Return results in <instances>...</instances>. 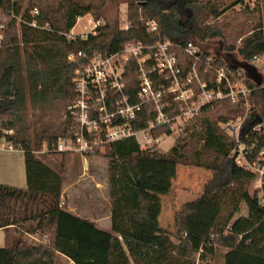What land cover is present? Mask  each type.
<instances>
[{
    "label": "trees",
    "instance_id": "1",
    "mask_svg": "<svg viewBox=\"0 0 264 264\" xmlns=\"http://www.w3.org/2000/svg\"><path fill=\"white\" fill-rule=\"evenodd\" d=\"M144 1L147 3L143 4ZM261 1L259 6H254L255 10L245 7L249 15L260 14L259 24L236 47L227 42L224 26L210 21L222 17L238 0L230 6L225 0H134L129 3L128 29L115 19L98 25L96 34L75 39H68L67 34L69 11L79 5L76 0H29L23 11L20 0H0L5 11L13 9L16 15L21 14L19 32L13 20L7 26L0 49V140L24 152L27 180L26 188L0 183V229L13 227L20 234L0 247V264H57L62 255L75 264H211L220 247L227 249L224 264H264V205L248 189L241 197L247 214L232 216L220 230L205 232L193 225L197 207L242 180L234 157L237 143L219 124L228 122L229 117L222 116L219 122L212 118L218 106L202 108L184 125V131L190 130L194 123L200 127L201 147L192 155L189 147L194 138L184 134L175 137L174 145L166 153L157 151V144L142 149L133 137L108 142L103 151L96 149L88 153L108 159L110 230L101 229L60 205L73 152H54L51 147L59 138L73 136L71 120L62 119L59 114L44 120L43 115L32 134L26 123L28 101L43 111L61 101L65 111L75 99L72 76L76 64L68 60L69 52L94 48L117 50L128 42L150 45L164 39L180 45L195 41L206 58L214 51L209 41L219 38L226 46L223 52L217 51V66L229 64L234 72L242 67L252 71L255 80L243 74H234V80L244 79L252 88L254 113L264 117V66L261 65L264 63V0ZM34 9L39 10L35 19L41 26L48 24V28L29 24ZM151 19L158 24L157 32H148L144 26ZM235 51L239 57L231 59ZM177 52L184 61H189L182 49ZM200 70L203 79H213L215 72L204 71L203 65ZM124 79L127 85L135 87V64L127 66ZM148 118L136 127L145 126ZM11 129L13 132L8 133ZM152 132L155 138L173 134L170 124L158 126ZM245 143L250 149L246 158L253 162L264 146V137L251 135ZM44 146L48 149L46 153L60 156L56 166H50L35 154ZM142 158L194 165L212 173L201 199L176 212L175 232L139 213ZM25 222L28 224L21 230ZM23 233L38 235L40 239L31 242Z\"/></svg>",
    "mask_w": 264,
    "mask_h": 264
},
{
    "label": "built area",
    "instance_id": "2",
    "mask_svg": "<svg viewBox=\"0 0 264 264\" xmlns=\"http://www.w3.org/2000/svg\"><path fill=\"white\" fill-rule=\"evenodd\" d=\"M32 15L33 20L29 23L32 27L48 28V24L41 26L35 19L39 15L38 9H34ZM144 23L148 32L159 30L155 20ZM100 24L101 20L95 21L90 31L80 37L96 34ZM123 28L128 29L129 23ZM76 37L71 30L67 34L68 39ZM2 40L0 35V49ZM177 49H182L189 61H184ZM216 55L213 53L204 58L202 47L195 41L180 45L168 39L150 45L141 41L128 42L117 50L94 48L69 52L68 60L76 64L72 76L76 97L66 107L64 118L71 120L73 136L59 138L51 151L77 152L83 156L103 148L108 142L130 137L146 149L160 141L161 138H155L152 132L158 126L170 124L173 132L176 128L182 131L186 122L204 107L239 109L240 114L222 123L221 127L237 143L234 157L240 156L254 168L256 178L252 193L264 205V146L256 160L249 162L246 155L250 149L245 143L251 135L264 137V117L254 113L250 99L252 88L244 79L234 80V74L245 75L244 69L234 72L229 64L217 66ZM132 64L137 70L135 87L127 85L124 79L127 66ZM200 65L204 71L215 72L213 79H203ZM257 116L261 120L242 133L244 126ZM145 117H149L146 125L137 128ZM8 147L13 148L11 144ZM47 151L46 147V150L36 152Z\"/></svg>",
    "mask_w": 264,
    "mask_h": 264
},
{
    "label": "rangeland",
    "instance_id": "3",
    "mask_svg": "<svg viewBox=\"0 0 264 264\" xmlns=\"http://www.w3.org/2000/svg\"><path fill=\"white\" fill-rule=\"evenodd\" d=\"M20 1L23 2V11L28 6L29 0ZM76 1L79 5L69 11V24L71 32L73 31L77 36H81L90 31L97 18L102 21V24L115 19L119 20L122 27L126 23L128 24L129 3L134 0ZM233 1L235 0H225V3L227 6H230L233 4ZM261 2V0H238V3L233 8L229 7V10L222 17L210 22H217L221 26H224V31L228 35L227 42H232L238 47L241 39L253 32L252 29L255 24H259L258 18L260 14L249 15L245 12V7L249 6L250 10H255L254 6H259ZM20 18L21 14L16 15L13 9L5 11L0 7V35L3 36V39L7 26L13 20H16L17 31L19 32ZM209 42L213 48L212 50H214L213 53L217 54L218 50L220 52L224 51L226 45L219 38ZM238 57L236 51L230 55L231 59ZM260 62L263 61L261 60ZM261 65L264 66V63H261ZM27 106L26 123L30 134L39 126L37 120L43 117V115L44 120L56 117L57 114L62 119L64 118V105L61 101H56L51 107H47L45 111L34 108L29 101L27 102ZM239 111V109L219 107L213 111L212 118L217 122H219L222 116L235 119L240 114ZM219 124L221 126L222 122H219ZM180 134L194 138L189 147L190 155L194 154L195 150L200 149L202 141L201 131L199 125H195L194 123L188 131H184V129L180 131L176 128L172 135L161 138L157 143V151L162 153L168 152L174 145L175 137ZM1 140L0 182L18 186V178H22L23 174L25 175L24 153L18 151V149L9 148L8 145L10 143L3 139ZM42 150H46V146ZM103 150L104 148H101L100 151ZM35 154L52 167L56 166L60 161V156L57 154L37 153L36 151ZM236 160L242 180L233 187H227L212 200L197 207L195 217L192 219L193 225L197 228L205 232L220 230L223 224L231 219L232 216V218H235L238 215L247 214V207L241 200V197L245 189H248L252 193L256 173L254 168L248 166L240 156ZM140 173L143 192L147 194L149 190L152 194H156V198H158L156 208H151L152 212L154 209L157 211L153 216V220L170 232H175L176 212L182 211L186 204L201 199L204 194L205 185L212 176L210 170L202 167L150 160L147 158H142L140 161ZM65 178L66 183L60 201V205L62 202V207L68 210H71L72 207L86 214L94 211L97 204L103 205L107 200L110 203L108 159L101 154L90 153L82 156L80 153H73L70 169ZM27 224L25 222L21 226V230H25ZM5 232L9 234L14 233L13 238L20 235L18 229H7ZM1 236L2 232L0 231ZM25 236L31 242H38L40 239L35 234H26ZM9 242H12V240ZM226 250L223 247L218 248L217 255L211 264H224L223 254ZM57 264H66V262L62 257H59Z\"/></svg>",
    "mask_w": 264,
    "mask_h": 264
},
{
    "label": "crops",
    "instance_id": "4",
    "mask_svg": "<svg viewBox=\"0 0 264 264\" xmlns=\"http://www.w3.org/2000/svg\"><path fill=\"white\" fill-rule=\"evenodd\" d=\"M18 151H21L22 153H24L22 150L18 149ZM23 160H24V167H25V158L23 155ZM25 175H26V171H25ZM24 174L22 175V178H18V186L16 187H21V188H26L27 187V180H26V176ZM1 183V182H0ZM5 184V183H4ZM14 184V183H13ZM10 185V184H9ZM63 194V193H62ZM65 195V192H64ZM158 198H156V194H152V192H149L145 194L143 192V189L141 190L140 193V198H139V213L142 217H144L145 219L148 220H152L155 222L154 219V215L157 212L155 209L151 210V208H156V203H157ZM144 206H146V208H144ZM165 206V204H164ZM165 209V208H164ZM68 210V209H67ZM68 211L78 215L79 217L82 218H87L89 220H91L92 222H94L99 228L104 229V230H110L111 228V214H112V210H111V205L110 203L107 202L105 204H97L95 206V210L94 211H90L88 213H82L79 210H76L75 208L71 207V210L69 209ZM156 223V222H155ZM7 229H14L13 227H9L6 229H0V231L2 232V236L0 237V247L6 245L10 240H12L14 233L9 234L8 232H5ZM227 252V250L224 252L223 254V259H224V255ZM63 260H65L66 264H75L72 260H70L68 257L62 255L61 256Z\"/></svg>",
    "mask_w": 264,
    "mask_h": 264
},
{
    "label": "water",
    "instance_id": "5",
    "mask_svg": "<svg viewBox=\"0 0 264 264\" xmlns=\"http://www.w3.org/2000/svg\"><path fill=\"white\" fill-rule=\"evenodd\" d=\"M146 3H147V1H144V2H143V4H146ZM242 68H243V67H242ZM243 69H244V71H245L244 74H245L246 77H250V78H252V79H254V80L256 79V77H254L252 71L247 70V69H245V68H243ZM258 83H261V81H258ZM260 120H261V117H260V116H257L256 119L250 121L246 126H244V128H243V130H242V133H244V132H245L250 126L256 124V123L259 122Z\"/></svg>",
    "mask_w": 264,
    "mask_h": 264
}]
</instances>
